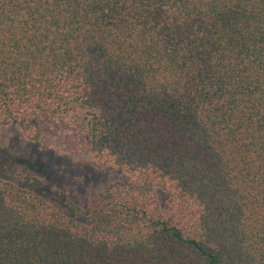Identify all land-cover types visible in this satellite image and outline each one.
<instances>
[{
  "label": "trees",
  "instance_id": "obj_1",
  "mask_svg": "<svg viewBox=\"0 0 264 264\" xmlns=\"http://www.w3.org/2000/svg\"><path fill=\"white\" fill-rule=\"evenodd\" d=\"M10 124L109 180L0 177V264H264V0H0Z\"/></svg>",
  "mask_w": 264,
  "mask_h": 264
},
{
  "label": "rangeland",
  "instance_id": "obj_2",
  "mask_svg": "<svg viewBox=\"0 0 264 264\" xmlns=\"http://www.w3.org/2000/svg\"><path fill=\"white\" fill-rule=\"evenodd\" d=\"M47 147L27 139L16 124L0 126V177L22 185L27 176L38 177L44 182L40 190L61 206L68 197L85 203L109 180L108 172L69 165Z\"/></svg>",
  "mask_w": 264,
  "mask_h": 264
}]
</instances>
